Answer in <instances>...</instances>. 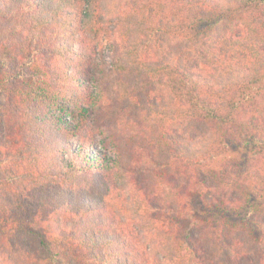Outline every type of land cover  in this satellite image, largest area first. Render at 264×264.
<instances>
[{
	"label": "trees",
	"instance_id": "16d2710c",
	"mask_svg": "<svg viewBox=\"0 0 264 264\" xmlns=\"http://www.w3.org/2000/svg\"><path fill=\"white\" fill-rule=\"evenodd\" d=\"M0 264H264V0H0Z\"/></svg>",
	"mask_w": 264,
	"mask_h": 264
},
{
	"label": "rangeland",
	"instance_id": "374dc122",
	"mask_svg": "<svg viewBox=\"0 0 264 264\" xmlns=\"http://www.w3.org/2000/svg\"><path fill=\"white\" fill-rule=\"evenodd\" d=\"M106 56H107V60H108V53L106 54ZM89 130L95 132V128L93 127V125H91V126L89 127ZM100 140H101L100 135H97V136H96V143H97V145L99 146V148L101 147Z\"/></svg>",
	"mask_w": 264,
	"mask_h": 264
}]
</instances>
